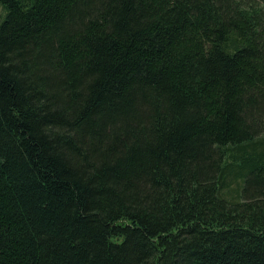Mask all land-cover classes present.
<instances>
[{
	"label": "trees",
	"instance_id": "trees-1",
	"mask_svg": "<svg viewBox=\"0 0 264 264\" xmlns=\"http://www.w3.org/2000/svg\"><path fill=\"white\" fill-rule=\"evenodd\" d=\"M0 4V264H264V0Z\"/></svg>",
	"mask_w": 264,
	"mask_h": 264
},
{
	"label": "rangeland",
	"instance_id": "rangeland-1",
	"mask_svg": "<svg viewBox=\"0 0 264 264\" xmlns=\"http://www.w3.org/2000/svg\"><path fill=\"white\" fill-rule=\"evenodd\" d=\"M4 14H5V10L2 7V5L0 4V19L4 16Z\"/></svg>",
	"mask_w": 264,
	"mask_h": 264
}]
</instances>
